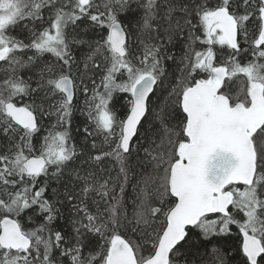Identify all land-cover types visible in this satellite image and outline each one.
<instances>
[{
	"label": "snow or ice",
	"instance_id": "obj_1",
	"mask_svg": "<svg viewBox=\"0 0 264 264\" xmlns=\"http://www.w3.org/2000/svg\"><path fill=\"white\" fill-rule=\"evenodd\" d=\"M208 252L264 264V0H0V264Z\"/></svg>",
	"mask_w": 264,
	"mask_h": 264
},
{
	"label": "trees",
	"instance_id": "obj_2",
	"mask_svg": "<svg viewBox=\"0 0 264 264\" xmlns=\"http://www.w3.org/2000/svg\"><path fill=\"white\" fill-rule=\"evenodd\" d=\"M77 120L78 121H83L84 120V117L82 115H79L77 114ZM225 252L227 253V248L225 247ZM229 255H233L234 254V250L232 253H228ZM204 260L207 262V264H212V261H213V257H212V254L211 252H208L206 253V255L204 256Z\"/></svg>",
	"mask_w": 264,
	"mask_h": 264
}]
</instances>
